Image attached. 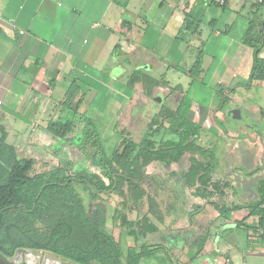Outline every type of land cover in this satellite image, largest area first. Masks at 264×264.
Masks as SVG:
<instances>
[{
    "label": "crops",
    "instance_id": "crops-1",
    "mask_svg": "<svg viewBox=\"0 0 264 264\" xmlns=\"http://www.w3.org/2000/svg\"><path fill=\"white\" fill-rule=\"evenodd\" d=\"M256 60L261 69L254 77ZM150 102L156 111L148 110ZM69 111L115 121L174 116L178 140L192 127L187 142L211 154L187 148L167 168L166 183L178 184L169 199L179 215H166L160 203L163 222L174 224L164 232L158 227L144 257L237 264L263 249L256 232L263 222L248 206L264 179V0H0L5 142L17 150L52 137L48 122ZM192 159L209 165L205 186L186 181ZM215 169H223L221 176ZM203 189L212 195L204 197ZM229 229L237 232L221 242Z\"/></svg>",
    "mask_w": 264,
    "mask_h": 264
},
{
    "label": "trees",
    "instance_id": "trees-1",
    "mask_svg": "<svg viewBox=\"0 0 264 264\" xmlns=\"http://www.w3.org/2000/svg\"><path fill=\"white\" fill-rule=\"evenodd\" d=\"M259 69L261 62L256 60L254 77L258 76ZM75 91V85L72 84L66 91V98L70 100ZM83 119L89 132L98 137L93 117L87 116ZM154 123L155 120L149 123L139 143L122 140L113 150L111 160L114 159L122 166V174L108 162L111 171V183L108 186L95 175L71 174L63 167L46 173H31L34 160L31 157L18 156L15 148L5 142L6 132L0 124V253L11 256L17 249L25 248L45 251L57 258L78 264H139L141 254L148 255L152 250H148L147 244L138 243L139 238L134 230H128L127 234L133 237L134 243L126 248V253L121 252L120 238H115L106 231L107 206L100 193L111 190L118 180L123 179L135 192L132 200L134 205L143 197L144 189L138 183L142 176L133 166L136 160L125 162V156L131 150L149 158L163 156L165 151L154 148L152 137L159 132L158 128L152 130ZM72 126V119L53 120L48 122L47 129L52 135L64 138L72 131ZM192 131V127H188L178 141L168 143L171 145L168 158L177 161L182 151L187 148L211 156L202 147L187 142L189 137L194 135ZM208 166L192 159L184 174L187 183L205 186V179L210 173ZM74 181L93 189L90 209L85 208L74 188ZM220 187L221 185L216 184L212 186L216 191H219ZM201 193L206 197L213 192L203 189ZM263 206L264 179L259 187L257 201L248 206V214L257 216L259 224L264 221ZM192 214L193 212H190V215ZM241 223L242 221H238L237 225ZM146 230L155 231L157 227L149 226ZM198 241L197 239L196 242ZM136 247L140 252L136 251Z\"/></svg>",
    "mask_w": 264,
    "mask_h": 264
},
{
    "label": "rangeland",
    "instance_id": "rangeland-1",
    "mask_svg": "<svg viewBox=\"0 0 264 264\" xmlns=\"http://www.w3.org/2000/svg\"><path fill=\"white\" fill-rule=\"evenodd\" d=\"M153 107L154 111H156V106H153V102H150L148 110H152ZM89 115L90 113L85 112L80 117H73V114L69 111L61 120L72 119L73 126L72 131L68 132L64 138L55 136L41 137L36 139L32 144L21 145L20 148L15 149L16 153L18 152L17 154L20 157H31L34 160L31 173H46L57 167H63L71 174L85 173L87 175H95L108 186L111 183V171L108 168V162H111L115 169L118 170V173L122 174V166L118 165L114 159L111 160L113 150L118 147L122 140H131L139 143L149 123L155 120V123L152 124V130L158 128L159 132L156 136L152 137V140L154 141V148L156 150L166 152L160 157L163 160H152L145 154H138L136 150L129 151L125 156V162L136 160L133 166L141 173L142 177L148 174L151 175L147 181L143 180L139 182L140 187L144 189L143 197L134 205L132 200L135 192L123 179L118 180L111 190L100 193V197L106 201L107 206L106 231L113 235V237L120 238L121 252L123 254L126 253V248L134 243L133 237L127 234L128 230H134L137 233L139 244L157 242L159 237L154 235L156 234V230L150 232L146 229L154 225L157 227V230L158 227H161L162 232H164L168 231L169 227H172L174 224L172 218L167 223L163 222L164 215L162 210L164 209H159L160 203L165 209H168L166 215H170L173 212L174 218H176L177 213L179 215L176 201L169 199V191L171 189L172 191L176 190V188L178 189V184L170 186L164 181L162 185H159L158 179L159 175L166 176V172H169V169H167L169 162L166 159L169 157L168 151L171 145L168 143L177 141L181 133L177 119L174 116L168 119L161 118L159 113H153V115L135 116L134 120L115 121V118L110 120L109 117L95 112L96 118L91 117L96 122L98 134V137H96L94 133L89 132L85 120L82 118ZM121 150L122 148L119 151ZM191 154L190 150L183 153V155L189 156ZM180 164L184 165L182 160ZM133 166L131 165L132 169L134 168ZM218 171L215 169L216 177L221 176L223 169ZM239 177L236 176V179H239ZM73 185L85 208L90 209L92 202L90 196L94 192L93 189L90 186H85L75 181ZM159 194H162L163 198H159ZM233 230L235 229L226 230L222 235L221 242L227 238L230 239L232 232H237V230ZM238 232L242 233L240 230ZM181 239L183 238L181 237ZM231 241L232 248L237 247L240 249L241 241L239 239L235 241L232 239ZM261 247L263 249H259L255 254L247 255L242 259L245 261V264H264V247ZM19 249L25 252L33 251L25 248ZM136 249L137 252H140L138 247ZM37 254L38 252L34 253V255ZM45 255L48 256L49 254ZM144 256V253L141 254L139 264H166V262H162L159 256L154 259ZM242 260L236 258L234 261L237 264H241Z\"/></svg>",
    "mask_w": 264,
    "mask_h": 264
},
{
    "label": "flooded vegetation",
    "instance_id": "flooded-vegetation-1",
    "mask_svg": "<svg viewBox=\"0 0 264 264\" xmlns=\"http://www.w3.org/2000/svg\"><path fill=\"white\" fill-rule=\"evenodd\" d=\"M176 142V141H174ZM152 160H163L162 158H151ZM150 160V159H149ZM167 162H169L168 167L171 166V164H174L176 163L177 161H173L171 158H168L166 159ZM121 175V174H120ZM169 173L167 172L166 176L164 175H159V185H162L163 182L165 181L166 182V179L165 177H168ZM124 176V175H122ZM151 175L148 174V175H145L144 177L141 178L140 181H147V179H149ZM138 182V183H139ZM41 250H33L32 252H30L27 256H22L20 258H18L16 255V251L13 255L11 256H7V255H4L2 253L3 256H0V264H78V263H73L69 260H65V259H60V258H57L53 255H51L50 253H48L49 255L46 256L45 254H47V252L43 251V252H39ZM35 252H38L37 255H34Z\"/></svg>",
    "mask_w": 264,
    "mask_h": 264
},
{
    "label": "built area",
    "instance_id": "built-area-1",
    "mask_svg": "<svg viewBox=\"0 0 264 264\" xmlns=\"http://www.w3.org/2000/svg\"><path fill=\"white\" fill-rule=\"evenodd\" d=\"M256 232L259 236L264 237V221L261 225H259L256 229ZM230 260L228 258L225 259V264H229ZM241 264H245L244 262H242Z\"/></svg>",
    "mask_w": 264,
    "mask_h": 264
},
{
    "label": "bare ground",
    "instance_id": "bare-ground-1",
    "mask_svg": "<svg viewBox=\"0 0 264 264\" xmlns=\"http://www.w3.org/2000/svg\"><path fill=\"white\" fill-rule=\"evenodd\" d=\"M30 252H28V251H19V252H17V257L18 258H20V257H22V256H27L28 254H29Z\"/></svg>",
    "mask_w": 264,
    "mask_h": 264
},
{
    "label": "water",
    "instance_id": "water-1",
    "mask_svg": "<svg viewBox=\"0 0 264 264\" xmlns=\"http://www.w3.org/2000/svg\"><path fill=\"white\" fill-rule=\"evenodd\" d=\"M222 189V188H221ZM20 251V249H17V251H16V254H17V252H19ZM22 251V250H21ZM0 256H3L2 254H0Z\"/></svg>",
    "mask_w": 264,
    "mask_h": 264
}]
</instances>
